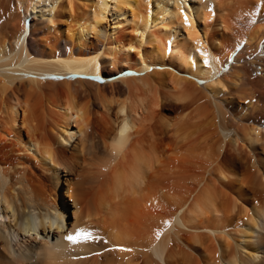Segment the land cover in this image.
Wrapping results in <instances>:
<instances>
[{"label":"bare ground","instance_id":"bare-ground-1","mask_svg":"<svg viewBox=\"0 0 264 264\" xmlns=\"http://www.w3.org/2000/svg\"><path fill=\"white\" fill-rule=\"evenodd\" d=\"M0 264H264V0H0Z\"/></svg>","mask_w":264,"mask_h":264},{"label":"snow or ice","instance_id":"snow-or-ice-1","mask_svg":"<svg viewBox=\"0 0 264 264\" xmlns=\"http://www.w3.org/2000/svg\"><path fill=\"white\" fill-rule=\"evenodd\" d=\"M185 23L187 24V17H185ZM157 235H159V233ZM64 239L68 242L70 246H74L78 244L93 242L96 237H94L92 233L87 231L86 229L80 228L77 229L75 233H68L64 237Z\"/></svg>","mask_w":264,"mask_h":264}]
</instances>
